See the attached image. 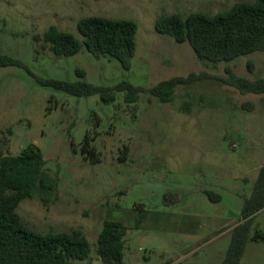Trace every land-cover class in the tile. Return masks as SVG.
<instances>
[{
  "label": "rangeland",
  "instance_id": "obj_1",
  "mask_svg": "<svg viewBox=\"0 0 264 264\" xmlns=\"http://www.w3.org/2000/svg\"><path fill=\"white\" fill-rule=\"evenodd\" d=\"M238 1L252 0H0V54L20 61L0 67L3 153L37 146L55 182L52 192L24 198L16 212L37 231L80 230L92 250L72 264L102 262L94 245L106 218L126 226L122 264H221L264 164V93H241L214 77L226 68L264 77V51L201 61L187 42L156 33L154 21L170 13L213 14ZM90 15L136 22L128 68L84 46L55 56L33 38L54 25L81 40L77 21ZM190 72L209 77L176 87L169 102L147 90ZM47 79L108 88L127 81L144 91L126 102V91L114 88V99L104 101L99 93L74 95L44 84ZM86 134L96 162L81 152ZM256 230L264 232V206L250 235ZM240 264H264V240H248Z\"/></svg>",
  "mask_w": 264,
  "mask_h": 264
},
{
  "label": "trees",
  "instance_id": "obj_2",
  "mask_svg": "<svg viewBox=\"0 0 264 264\" xmlns=\"http://www.w3.org/2000/svg\"><path fill=\"white\" fill-rule=\"evenodd\" d=\"M154 30L171 36L176 42H187L201 61L228 62L254 51H264V0L238 1L224 11L209 14L201 11L182 16L163 14L154 21ZM79 40L73 33L51 25L42 39L55 56H70L81 47L95 57L109 56L128 68L136 49L137 24L128 18H110L90 15L77 21ZM20 61L0 54V67L19 65ZM251 63L248 62L250 68ZM77 73L84 76V71ZM209 77L205 72L175 75L157 82L148 92L160 102L173 99L178 86L190 85ZM235 87L241 93H264V77L247 78L226 68V75L214 77ZM44 84L54 86L74 95L99 93L102 100L114 99V91L124 90V100L134 102L144 88L122 81L113 88L94 85L86 80L65 81L47 79ZM127 149V146H124ZM84 158L98 161L96 150L85 135L81 145ZM55 189L53 178L45 169L41 150L29 144L19 153L4 154L0 138V264H72L86 259L92 245L78 229L37 231L28 227L16 212L18 204L40 192L48 194ZM210 198L213 194L204 191ZM44 198V197H43ZM264 206V164L259 168L249 197L243 199L241 222L231 229L230 243L221 264H240L248 240H264V232L250 235L255 214ZM126 226L121 220L106 218L97 234L94 251L100 264H122ZM96 264V263H86Z\"/></svg>",
  "mask_w": 264,
  "mask_h": 264
}]
</instances>
